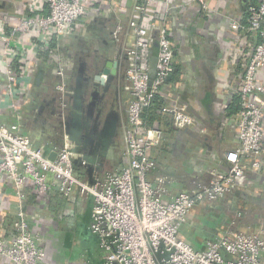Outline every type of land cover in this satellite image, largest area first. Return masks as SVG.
Instances as JSON below:
<instances>
[{
	"label": "built area",
	"instance_id": "obj_1",
	"mask_svg": "<svg viewBox=\"0 0 264 264\" xmlns=\"http://www.w3.org/2000/svg\"><path fill=\"white\" fill-rule=\"evenodd\" d=\"M33 1L39 5L30 7V15L20 17L16 24L0 21V72L6 78L0 112L8 108L15 117L12 122L0 121V196L8 194L11 187L18 202L11 226L13 237H4V220L0 218V257L8 264H55L46 221L34 214L32 206L25 207L28 194L41 203L54 191L66 197L75 192L93 197L90 230L98 241L99 264H264V227L217 234L207 239L202 249L195 248L181 232L198 203L224 197L238 179L264 164V83L259 81L264 68V0L248 7L246 24H231L234 29L259 33L262 42L255 45L248 59L239 89V146L226 154L228 170L213 172L209 182L173 196L168 195L169 176L155 174L157 163L151 156L164 137L163 129L146 126L142 116L175 68L169 27L154 21L149 27L144 25L157 0H133L129 26L134 38L125 50L130 98L128 124L120 138L123 163L118 169L105 170L95 184L76 174L73 144L67 134L60 147L46 152L33 143L21 123L32 78L29 64L32 59L42 60V53L52 52L55 38L70 36L78 24H84L94 0ZM43 7L46 13H41ZM150 29H156L157 36L153 37ZM122 31L121 25L114 30L116 41ZM153 55L157 64L152 79L149 65ZM57 73L65 75L61 69ZM58 90L62 108H66L70 90L66 85H59ZM161 111L179 130L193 122L192 114L180 103H165ZM53 151L57 152L55 160L49 158ZM6 182L10 185L4 187Z\"/></svg>",
	"mask_w": 264,
	"mask_h": 264
},
{
	"label": "crops",
	"instance_id": "obj_2",
	"mask_svg": "<svg viewBox=\"0 0 264 264\" xmlns=\"http://www.w3.org/2000/svg\"><path fill=\"white\" fill-rule=\"evenodd\" d=\"M260 1L157 0L151 15L144 21L147 27L151 26L152 21L167 25L174 46L175 68L159 95L166 104L177 102L186 106L193 116L192 124L183 130L169 126V116L165 114L162 121L154 123L163 129L164 137L151 150V156L158 166L155 174L170 176L169 196L191 191L197 184L209 182L213 172L228 170L226 154L239 146L237 116L230 114L228 109L235 103L236 95H239L246 64L255 45L262 42L259 33L234 29L231 24L233 21L246 24L248 7ZM93 2L88 7L84 24H78L72 35L53 40L50 47L52 52L48 57L54 58H36L28 66L32 78L29 95L22 108V129L27 131L36 146H43L46 152L61 146L60 129L65 117L69 116L67 110L62 108L58 86L66 85L72 92L74 88L69 87L68 82L78 76L79 71L83 75L85 62L93 73L99 68L96 65L118 61V80L114 81V91L117 90L120 96L117 108L121 118L118 136L128 124L130 96L126 90V72L129 59L125 50L134 38L129 26L134 1ZM33 5L38 6L39 2L0 0V21L16 24L20 17L30 15L29 10ZM46 12L43 7L41 13ZM118 25L123 27V31L116 41L113 33ZM157 33L156 29H150L153 37ZM93 48H97L96 51ZM156 51L157 47L152 53ZM58 69L64 71L63 77L57 73ZM259 81L264 83V68L259 73ZM5 85V75L0 72V95ZM69 97L66 102H69ZM0 121H15L14 112L5 108L0 112ZM117 141L111 152L114 157L110 156L106 163L107 171L118 169L123 163L119 137ZM8 185L6 182L4 187ZM9 189L11 191L8 194L0 196V218L4 220L5 238L13 237L11 226L18 205L13 189ZM226 198V207L223 205L225 212L224 209L216 208L212 214L211 209L217 205L208 200L190 212L181 232L195 248H204L205 241L220 234L218 232H247L245 230L250 231L249 227L258 220L260 226L264 227V164L260 169L250 170L238 179ZM236 204H239L238 208L247 205L251 213L245 217L238 215V219L231 210ZM31 206L34 214L46 221V230L49 229L48 236L51 237L49 240L53 244L50 253L54 255L55 264H92L91 259L85 260L90 254L88 248L83 249L86 255L81 253L80 256H72L73 246L84 244L85 247L88 241L93 240L92 246L97 247V238L90 232V222H86L85 218L92 212V196L75 192L66 197L53 191L38 205L25 204V207ZM89 232L91 237L88 236ZM68 234L72 235L71 243L69 249L63 251ZM62 252L70 254L67 256ZM0 264L8 263L0 257ZM95 264H99V258Z\"/></svg>",
	"mask_w": 264,
	"mask_h": 264
},
{
	"label": "water",
	"instance_id": "obj_3",
	"mask_svg": "<svg viewBox=\"0 0 264 264\" xmlns=\"http://www.w3.org/2000/svg\"><path fill=\"white\" fill-rule=\"evenodd\" d=\"M155 46L157 47L158 44L156 43ZM126 57L128 58L127 54ZM156 64L157 56L153 55L149 65L152 79L156 74ZM118 74V61H107L104 64V67L93 75L92 82L89 83V90L87 92L90 94L89 105L92 106L93 111V116L89 117L92 118L93 121L95 120V128L98 131V138L91 141H89L88 132L85 133V143L86 145H90L89 149L91 148L89 152H85L81 149L83 142L80 136L83 130L80 126H86L85 124L89 122L88 118L85 119L81 113L82 104L84 100H86V95L88 94L85 89L86 85L82 74L77 76L76 85L75 88L72 89V92H68L69 96L73 99V110L69 113V116L67 115L65 117L63 127L60 129L59 134L61 139L64 133L69 136V139L73 144V161L76 167V174L85 176L90 184H95L97 178L105 172L106 163L107 160H109L108 158L110 156L114 157V155L111 154L112 148L118 143V126L121 118L119 115V109L117 110V108L119 107L118 101L120 96L117 90L114 91L116 89L114 87V81L118 80ZM170 78L171 76L168 77V80ZM111 91L116 94L112 103L114 109L106 115L103 123H99V111L104 109L106 101L105 97H107ZM96 97H98L97 104H95ZM98 106L100 110H97L98 112L96 114ZM60 116L62 115L60 114ZM56 157V151L50 152L49 158L51 160H55Z\"/></svg>",
	"mask_w": 264,
	"mask_h": 264
},
{
	"label": "trees",
	"instance_id": "obj_4",
	"mask_svg": "<svg viewBox=\"0 0 264 264\" xmlns=\"http://www.w3.org/2000/svg\"><path fill=\"white\" fill-rule=\"evenodd\" d=\"M247 15H248V13H247ZM49 53H50L49 51H46V52L42 53L40 55V57H42V59H46V58H48ZM32 60H35V59H32ZM164 105H165L164 99H162V97L159 94H157L154 97V99L152 100L151 104L144 109V112L142 114L146 126H148V127L156 126L154 124L155 122H158V121H162L163 120V115L164 114L162 113L161 110H162V107ZM240 110H241V100H240V96L237 94L236 97H235V103L228 109V111H229L230 114L237 116ZM167 124L169 126L170 125H173L170 116L167 117ZM157 168H158V166H157ZM156 171H157V169H156ZM81 176H83V175H81ZM83 177H85V176H83ZM28 193H31V192H28ZM29 195H30V198H28L27 203H29V205L30 204L31 205H38L39 203L34 199L35 198L34 197V194L31 193V194H28V196ZM226 195L224 197H220V198H218L216 200H212L213 202H215V205H217L215 208H212L211 209L212 214H213V212H215L216 208L217 209L218 208L219 209H224V212H225V208L224 207H226V205L224 203L226 202V199H227L226 198ZM257 201L258 202H262L261 200H257ZM200 203H198L197 206H195V208H197L198 205H200ZM223 205H224V207H223ZM238 205L239 204H236L235 207L231 208V210L234 212V215L235 216L236 215L237 216L239 215L240 217H242V216L245 217L246 215H249L251 213L250 211H248L247 205L246 206H240L239 208H238ZM195 208H193L192 210H195ZM239 216H238V219H240ZM85 218L87 219L86 222H88V223L91 222V213H88V216L86 215ZM258 221H256L252 226H250L249 227L250 228V231H247V232H253V231L261 228L262 227V226H260L261 222L260 221L258 222ZM89 230H90V223H89ZM90 232H91V230H90ZM239 232H243V231H239ZM218 233H220V234H226V231L218 232ZM71 237H72L71 234H68L67 235V238H66V241H65V245H64V250H68L69 249V246H70L69 244L71 243ZM66 248H68V249H66ZM97 248H98V241H97Z\"/></svg>",
	"mask_w": 264,
	"mask_h": 264
},
{
	"label": "rangeland",
	"instance_id": "obj_5",
	"mask_svg": "<svg viewBox=\"0 0 264 264\" xmlns=\"http://www.w3.org/2000/svg\"><path fill=\"white\" fill-rule=\"evenodd\" d=\"M90 35H92V32H90ZM90 38H92V36ZM92 45L93 46L95 45V39L93 40ZM83 64H84V66H83V69H84L83 70V76L85 75L84 76V81H85V84L87 85V86H85V89H86V92H87L89 90V83L92 82L93 75L96 74L98 71H100L101 68L96 69V72L93 71V73H92V72H90L89 65L87 67L86 62L83 63ZM87 93L88 94H87L86 102L88 100L90 101V99H89L90 98V94H89V92H87ZM100 96H101V92H100ZM110 99H111V93L109 95H107V97H105V100L106 101H105V105H104L105 107H104V109L100 110L99 109V106H98V109H96V114L98 112L97 110H100L99 111L100 112V117H98L99 118V120H98L99 123H103L104 120H105V118H106V115L110 112L109 109H108L109 102H110L109 100ZM97 102H98V97H96L95 104H97ZM245 231H249V230H245ZM88 236L91 237L90 232L88 233ZM92 243H93V240H91V242L88 241V244L85 247H84V244H80V245L73 246V251H72L73 255L72 256H80L81 253L85 254V252H84L83 249H87L88 248V249H90V254H88L85 257V260L86 259H91L92 261L91 260L90 261H91L92 264L97 263V261H98V255H99V249L96 247V245L95 246L94 245L92 246ZM51 250H52V248H51ZM63 251H65V250L63 249ZM62 253H65L67 256L70 254V252H62Z\"/></svg>",
	"mask_w": 264,
	"mask_h": 264
},
{
	"label": "flooded vegetation",
	"instance_id": "obj_6",
	"mask_svg": "<svg viewBox=\"0 0 264 264\" xmlns=\"http://www.w3.org/2000/svg\"><path fill=\"white\" fill-rule=\"evenodd\" d=\"M96 49L97 48H93V50H95L96 51ZM91 52V51H90ZM96 66H98L99 68H101L102 69V67H104V65L102 64L101 66H99V65H96ZM98 68V69H99ZM99 72V71H98ZM79 74L81 73L82 74V71H79L78 72ZM76 78H77V76L75 77V78H73V80H71V81H69L68 82V85H69V87L71 86V87H73V88H75V85H76ZM74 81H75V84H74ZM86 85V84H85ZM87 86V85H86ZM114 92L113 91H111V99L109 100L110 102H109V106H108V109H109V111H112L113 109H114V107L112 106V103H113V101H114ZM70 98V100H69V102H67V106H66V108L64 109V110H67V112L68 113H70L72 110H73V99H72V97L70 96L69 97ZM86 98H87V95H86ZM92 106L91 105H89V100L86 102V100H84V102H83V104H82V110H81V113L83 114L82 116L86 119V118H88V123L87 124H85L86 126H80L81 128H82V134H81V139H82V142H83V144L81 145V149L83 150V151H85V152H89L90 151V149H89V147H90V145H86V143H85V141H86V138H85V133L86 132H88V134H89V141H91V140H93V139H97L98 137H97V135H98V131L96 130V128H95V120L93 121V119L92 118H90L89 116H93V114H92ZM95 112V111H94ZM63 127V126H62ZM61 127V128H62ZM97 134H96V133ZM122 133L123 132H121V134H120V136H118L119 137V140H120V137H121V135H122ZM118 139V138H117ZM109 159V158H108ZM107 162H109V160H107Z\"/></svg>",
	"mask_w": 264,
	"mask_h": 264
}]
</instances>
